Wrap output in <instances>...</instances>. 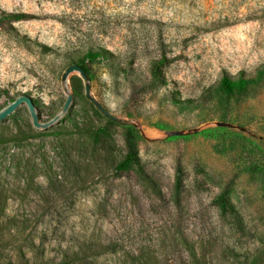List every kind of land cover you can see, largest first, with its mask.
<instances>
[{"label": "rangeland", "instance_id": "1", "mask_svg": "<svg viewBox=\"0 0 264 264\" xmlns=\"http://www.w3.org/2000/svg\"><path fill=\"white\" fill-rule=\"evenodd\" d=\"M66 87L49 128L25 103L0 121V260L94 239L181 264L203 239L208 264H264V0H0V110L50 120ZM132 134L142 169L118 167Z\"/></svg>", "mask_w": 264, "mask_h": 264}, {"label": "trees", "instance_id": "2", "mask_svg": "<svg viewBox=\"0 0 264 264\" xmlns=\"http://www.w3.org/2000/svg\"><path fill=\"white\" fill-rule=\"evenodd\" d=\"M85 70L87 71L86 67L82 65ZM88 73V71H87ZM224 83L228 89V91L231 90L230 82L225 79ZM125 123V122H124ZM95 158H98L101 156V152L97 149H94ZM130 166H135L139 169H142V161L139 157L136 139L134 135H129L127 139V152L124 159L118 164L119 168H128ZM96 168L98 171H102L103 168L100 165H96ZM180 167L178 168V173H180ZM225 193H228V191ZM224 198V196L222 195ZM187 239V238H186ZM194 242V243H193ZM192 243H188L190 248V255L186 260H183L181 264H208V261L206 259V252H202V255L199 256L196 251V243L200 247H205V242L203 239L201 241L196 240ZM115 246H108L107 244L96 241L94 239H91L89 241H82L77 243L76 245H70L67 247L64 256H63V262L62 264H107L101 262V257L103 255L108 254L109 252H115L116 249H114ZM139 255H134L131 258H123L118 261L117 264H162L160 259L158 257H155L154 255H150L149 251H144V249L140 250ZM43 253H33L30 257H27L25 261H13V260H0V264H52L49 260L45 261L43 258Z\"/></svg>", "mask_w": 264, "mask_h": 264}, {"label": "water", "instance_id": "3", "mask_svg": "<svg viewBox=\"0 0 264 264\" xmlns=\"http://www.w3.org/2000/svg\"><path fill=\"white\" fill-rule=\"evenodd\" d=\"M73 72H77L80 74V76L84 79L85 81V92H86V96L91 100V102L109 119L116 121V122H129L128 119L118 116L114 113H112L108 108H106L92 93V86H91V81H90V77L89 74L87 73V71L85 70V68L78 63H72L70 65H68L65 69V71L63 72L62 75V80L63 81H67L70 74ZM65 91L67 93V98L63 104L62 110L60 113H58L57 115H55L52 119L47 120V121H43L41 119L40 114L37 111V108L35 106L34 100L30 95L27 94H21L18 97H16L13 101H11L8 105H6L4 108H2L0 110V121L5 119L6 117H8L10 114H12L13 112H15L23 103H25L30 111V114L32 116L33 119V124L35 127L38 128H49L50 126H52L53 124H55L60 118L61 116H63L67 110L69 109L73 98H74V94L73 92H71L67 87L65 88ZM136 124V123H135ZM219 125H225V126H232L233 124L228 123V122H218ZM192 130H197V128H194ZM186 131V130H168L166 132L167 135H182L184 133L190 132Z\"/></svg>", "mask_w": 264, "mask_h": 264}]
</instances>
